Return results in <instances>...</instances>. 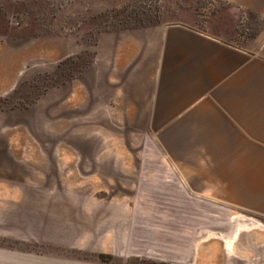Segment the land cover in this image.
I'll use <instances>...</instances> for the list:
<instances>
[{
    "label": "crops",
    "instance_id": "1",
    "mask_svg": "<svg viewBox=\"0 0 264 264\" xmlns=\"http://www.w3.org/2000/svg\"><path fill=\"white\" fill-rule=\"evenodd\" d=\"M213 1L253 16V37L171 21L101 28L85 44L75 25L1 26L0 99L89 56L23 108L49 142L37 172L71 173L72 157H95L97 174H127L121 187L165 192L76 197L64 180L67 193L31 198L33 248L0 246V264H264V0ZM132 148L151 160L135 164ZM9 155L19 153L0 130V239L17 236L25 203Z\"/></svg>",
    "mask_w": 264,
    "mask_h": 264
},
{
    "label": "rangeland",
    "instance_id": "2",
    "mask_svg": "<svg viewBox=\"0 0 264 264\" xmlns=\"http://www.w3.org/2000/svg\"><path fill=\"white\" fill-rule=\"evenodd\" d=\"M101 6H105L104 9H98L96 12L91 9ZM68 14L71 16L70 21L67 18ZM25 19H28L27 31L30 33L47 31L49 28L59 30L67 25H75L81 41L85 44L93 41L95 31L109 26L178 21L210 32L229 34L232 31L233 36L242 41L253 37L257 29V22L250 14L234 13L224 4L213 0H0V28L6 24V20L9 24L12 23V26H17ZM87 61H89L87 53L69 58L57 67L50 77L40 75L21 84L6 98L0 99V130L8 134L9 149L19 153L8 157V164L14 168L8 174L9 181L23 183L25 200L23 213L18 214L19 218L23 216V220H19L17 225V236L0 239V246L24 250L33 248L31 221L35 205L31 204V198L33 194L39 195L42 200L53 195H63L65 191L67 193L69 190H65L62 184L64 180L72 182L71 193L76 197L121 196L132 195L133 192L136 196L164 195L165 190L161 189L121 187L122 181L126 180L125 173L108 174L109 177L106 174H97L94 172L95 157H72L71 173L37 172L39 158L34 154L39 146L47 150L49 142L42 127L30 123L28 118L23 116L24 109L34 102L49 84L62 83L64 78L78 73ZM37 138L44 140L38 141ZM128 143L124 141L121 145L127 146ZM89 144L92 145L91 147L88 145L89 148L95 147V142ZM106 144L111 142H105ZM73 145L79 148L78 141L73 142ZM131 151L137 154L131 159L135 164L151 160L139 156L137 148H132ZM48 159L58 161L63 158ZM120 161L121 164L124 161L127 163V158L121 157ZM112 176L114 183H111ZM54 181L57 182V185H54L57 188L52 187ZM15 191L9 189V194ZM187 191L192 193V190ZM237 211L240 210L232 209V212ZM14 223L12 228L16 226V222ZM128 264L158 263L136 259Z\"/></svg>",
    "mask_w": 264,
    "mask_h": 264
},
{
    "label": "trees",
    "instance_id": "3",
    "mask_svg": "<svg viewBox=\"0 0 264 264\" xmlns=\"http://www.w3.org/2000/svg\"><path fill=\"white\" fill-rule=\"evenodd\" d=\"M147 24H151V23H147ZM147 24H138V25H147ZM138 25H131V26H138ZM121 27H127V26H121ZM88 62V61H87ZM80 70V69H79ZM78 70V71H79ZM71 77V75H69L68 77H66V78H64L63 79V81L65 80V79H68V78H70ZM53 83H56V82H53ZM57 84V83H56Z\"/></svg>",
    "mask_w": 264,
    "mask_h": 264
}]
</instances>
